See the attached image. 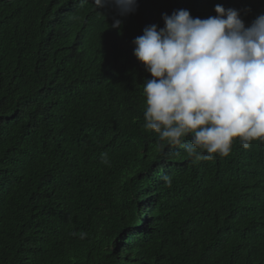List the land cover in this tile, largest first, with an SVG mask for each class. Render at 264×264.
I'll return each instance as SVG.
<instances>
[{"label":"trees","instance_id":"1","mask_svg":"<svg viewBox=\"0 0 264 264\" xmlns=\"http://www.w3.org/2000/svg\"><path fill=\"white\" fill-rule=\"evenodd\" d=\"M93 2L0 0V264H264V143L161 148L133 54L162 14L221 4L248 26L264 0Z\"/></svg>","mask_w":264,"mask_h":264},{"label":"clouds","instance_id":"2","mask_svg":"<svg viewBox=\"0 0 264 264\" xmlns=\"http://www.w3.org/2000/svg\"><path fill=\"white\" fill-rule=\"evenodd\" d=\"M93 4L123 16L137 0ZM214 11L205 19L184 9L162 14L164 27L148 26L133 40L134 56L151 75L143 84V128L161 148H183L193 162L228 157L234 143H264V14L246 26L236 9L217 4ZM101 162L110 163L106 153ZM162 179L171 187L169 175Z\"/></svg>","mask_w":264,"mask_h":264}]
</instances>
